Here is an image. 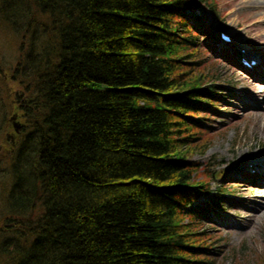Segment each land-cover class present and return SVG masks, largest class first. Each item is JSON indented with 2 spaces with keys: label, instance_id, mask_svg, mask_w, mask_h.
<instances>
[{
  "label": "trees",
  "instance_id": "16d2710c",
  "mask_svg": "<svg viewBox=\"0 0 264 264\" xmlns=\"http://www.w3.org/2000/svg\"><path fill=\"white\" fill-rule=\"evenodd\" d=\"M189 3L216 13L213 0H0L14 51L6 64L0 49V264H212L190 158L221 93L195 63Z\"/></svg>",
  "mask_w": 264,
  "mask_h": 264
},
{
  "label": "rangeland",
  "instance_id": "374dc122",
  "mask_svg": "<svg viewBox=\"0 0 264 264\" xmlns=\"http://www.w3.org/2000/svg\"><path fill=\"white\" fill-rule=\"evenodd\" d=\"M213 1L216 13L205 5L201 8L189 6L187 11L200 19L197 48L202 53L198 54L200 58L195 61L197 68L218 79L219 85L214 89L221 93L212 98L217 102L215 110H204L209 114L208 121H203L206 124L205 132L199 136L203 137L200 143L205 150L203 154L195 153L190 158L198 166L193 174L194 181L204 182L206 187L202 191L208 192L195 203V207H201L204 213L195 226L203 232V239L211 248L208 259L210 263L264 264V216L254 218L253 205L248 202L255 196H264V188L231 175L238 161L249 163L251 160L264 159V133L260 131L264 127V118L247 113L249 110L245 106L247 101H252L255 107L258 105L259 113L264 111L262 97L251 99L248 96L250 91H264V83L252 77L250 70L239 67L238 56L235 57L238 61L227 59L216 52L215 46L218 44L216 41L226 35L229 37L228 41L238 38V42L244 46L243 51L247 50L244 51L246 54H254L253 57L259 54L264 56V35L262 30L257 29L244 36L239 31L240 28L234 27L235 19H255L258 16L249 0L239 7H233L232 0ZM240 39L248 41L243 43ZM5 41L1 40L0 49L5 50L4 60L8 64L14 51L12 47L5 45ZM4 57L0 55V58ZM245 58L247 61L253 59L250 56ZM7 86L14 89V85L8 82ZM5 112L8 116L11 115L9 109ZM18 114L15 122L20 123ZM199 115L203 116L204 113ZM6 135L10 141L15 142L13 128ZM214 195L219 197V203L211 205L209 200Z\"/></svg>",
  "mask_w": 264,
  "mask_h": 264
},
{
  "label": "bare ground",
  "instance_id": "6f19581e",
  "mask_svg": "<svg viewBox=\"0 0 264 264\" xmlns=\"http://www.w3.org/2000/svg\"><path fill=\"white\" fill-rule=\"evenodd\" d=\"M248 0H232V6L233 7H239L242 6L244 3H246ZM252 4L253 11L256 15H258L255 19H252L251 17H245L244 19L236 20L234 22V27L240 28L239 31L246 35L249 31H256L257 29L262 30L264 35V0H249ZM252 1V2H251ZM251 19V20H250ZM218 30V28H216ZM231 35V34H230ZM232 36V35H231ZM234 37H236L234 35ZM243 43L247 42L248 40H241ZM218 44H215L216 46V52L220 54L223 57H226L227 59L237 61V56L241 55H249L252 56L254 54H246L247 50L243 51V47L239 42L238 38L231 39V41H225L223 39H218L216 41ZM214 45V44H213ZM236 57V58H235ZM256 60V66L254 68H250L251 76L255 77L257 80H262L264 83V56H261L259 54L258 56L254 57ZM258 69L257 71L255 69ZM256 80V81H257ZM258 82V81H257ZM264 91H260L258 93H255L254 91L248 92V96H250L251 99L253 98H259L264 99ZM246 108H248L249 112L252 113L254 116H257V118H264V111L258 112V105L257 107L254 106V103L252 101H247L245 104ZM262 133H264V127L260 129ZM240 153V152H239ZM238 161L236 165L233 167V172L231 175L238 177L242 180H248V182H251L254 185L261 186L264 188V159H259L256 161L251 160L249 163L246 161ZM250 204H252L253 208V217L258 216H264V196H255L253 200H249Z\"/></svg>",
  "mask_w": 264,
  "mask_h": 264
},
{
  "label": "water",
  "instance_id": "95a60500",
  "mask_svg": "<svg viewBox=\"0 0 264 264\" xmlns=\"http://www.w3.org/2000/svg\"><path fill=\"white\" fill-rule=\"evenodd\" d=\"M190 5V4H189ZM11 120L13 121L14 118H11ZM12 126H13V129H14V132L17 133L19 131V129L21 128V124L18 123V122H13L12 123Z\"/></svg>",
  "mask_w": 264,
  "mask_h": 264
},
{
  "label": "flooded vegetation",
  "instance_id": "af4514ba",
  "mask_svg": "<svg viewBox=\"0 0 264 264\" xmlns=\"http://www.w3.org/2000/svg\"><path fill=\"white\" fill-rule=\"evenodd\" d=\"M9 118H10V122H11V124H12L13 122L17 121V113H16V112H13V113L9 116ZM11 118H14V120L12 121ZM11 142H12V141H11Z\"/></svg>",
  "mask_w": 264,
  "mask_h": 264
}]
</instances>
